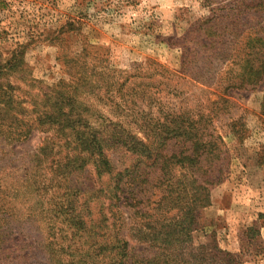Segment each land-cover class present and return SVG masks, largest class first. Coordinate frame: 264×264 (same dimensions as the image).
I'll return each mask as SVG.
<instances>
[{
  "label": "rangeland",
  "instance_id": "obj_1",
  "mask_svg": "<svg viewBox=\"0 0 264 264\" xmlns=\"http://www.w3.org/2000/svg\"><path fill=\"white\" fill-rule=\"evenodd\" d=\"M208 2L213 4L207 6ZM225 8L233 24L221 19ZM209 18H214L211 22L219 34L213 39L226 44L219 46L221 52L216 46L213 53L200 48L189 73H183L177 83L182 96L166 99L204 114L208 102L217 103L212 127L224 144L225 168L222 181L209 192V204L194 212L196 226L189 232V241L174 250L193 263L264 264V71L255 83H240L237 78L245 61L256 68L264 60V0H0V60L24 46L33 77L52 86L63 76L56 58L61 39L75 52L81 41L107 48L116 69L146 66V61L154 60L175 74L196 38L207 42L194 28ZM66 24L77 30L69 32L66 27L60 34L58 29ZM229 69L232 72L225 76ZM227 82H233V88L226 89ZM232 122L236 123L233 130ZM43 137L33 132L23 143L0 145V264H49L46 237L52 222L56 227L58 208L72 201L76 213L83 214L89 192L97 186L88 168L70 178L72 188L81 191L77 197L60 199L54 191L44 194L40 171L32 169ZM111 160L117 169L127 164L121 155ZM180 174L175 171L177 179L184 180V173ZM152 193L151 202L141 205L149 210L162 191ZM67 214V224L72 226L73 213ZM56 228L68 232L58 241L64 250L60 262H69L73 248L81 247L83 233L71 243V232L79 230ZM133 229L127 224L124 233L135 256L158 253L130 240Z\"/></svg>",
  "mask_w": 264,
  "mask_h": 264
},
{
  "label": "trees",
  "instance_id": "obj_2",
  "mask_svg": "<svg viewBox=\"0 0 264 264\" xmlns=\"http://www.w3.org/2000/svg\"><path fill=\"white\" fill-rule=\"evenodd\" d=\"M224 12L221 19L233 24L232 15L226 8ZM212 20L195 26L207 42L196 38L175 74L154 60L146 61V66L116 69L107 48L81 41L75 52L61 39L56 58L63 76L52 86L33 77L24 46L0 60V145L23 143L33 132L43 134L32 169L40 171L44 194L54 191L60 199L77 197L81 191L72 188L70 178L88 168L97 183L83 214L76 213L72 201L58 208L55 226L77 228L71 232V243L81 238L80 231L83 241L80 248H73L69 262H60L64 250L58 240L68 232L52 222L45 244L49 264H200L186 261L174 248L189 241L196 226L194 212L209 204L210 190L223 179L224 144L212 127L217 103L208 102L204 114L166 98L182 96L177 83L189 73L200 48L213 53L215 46L220 51L219 46L226 44L213 39L219 34ZM66 27L69 32L77 30L66 24L59 33ZM223 63L227 68L226 59ZM242 66L237 73L240 83H255L264 71V60L256 68L249 61ZM227 83L226 89L233 88V82ZM229 126L233 130L236 123ZM115 155L123 156L127 164L117 169L111 160ZM176 170L184 173L180 174L184 180L177 179ZM155 189L162 195L152 201L154 208L141 206L151 202ZM70 211L72 226L67 224ZM172 211L176 213L169 217ZM127 224L134 228L130 240L158 253L135 256L124 233Z\"/></svg>",
  "mask_w": 264,
  "mask_h": 264
}]
</instances>
